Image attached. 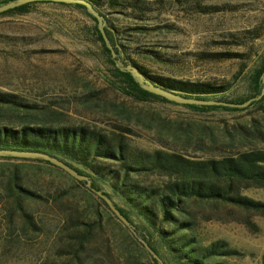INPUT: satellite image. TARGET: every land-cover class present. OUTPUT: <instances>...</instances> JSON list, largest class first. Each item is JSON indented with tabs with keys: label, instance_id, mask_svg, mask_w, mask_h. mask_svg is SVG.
<instances>
[{
	"label": "rangeland",
	"instance_id": "374dc122",
	"mask_svg": "<svg viewBox=\"0 0 264 264\" xmlns=\"http://www.w3.org/2000/svg\"><path fill=\"white\" fill-rule=\"evenodd\" d=\"M147 1L154 11L145 21L106 11L110 24L120 32L118 38L127 47V55L152 74L228 86L223 95L227 101L248 96L249 74L257 57L264 54V0ZM204 6L219 11L203 14ZM91 25L85 15L52 4L38 5L26 15L0 17V92L16 95L36 107L34 116L1 108L0 127L39 123L86 126L105 132L129 128L132 134L127 136L135 148L190 157L204 156L195 142L201 136L208 144V132L220 145L227 133L239 136L238 126L250 129L257 122L264 134V105L251 104L241 112L200 113L162 102L138 103L121 94L104 79V74L110 75L111 66L90 34ZM141 27L147 30H137ZM255 30L260 34L258 39H253ZM143 49L158 50L171 63L160 65L146 59L138 53ZM207 53L234 58L211 61L204 56ZM55 110L64 114L63 119H54L51 112ZM188 128L194 132L192 144L185 138ZM237 140V147H242L240 142L248 143L242 137ZM249 140L264 149V139L251 136ZM16 169L19 183L43 198L24 204L33 226L16 212L8 191ZM58 169L33 160L0 158V264L139 261L142 248L138 242L142 245L139 238L144 241L143 237L136 231L137 238L120 225L86 183L77 184ZM147 180L161 183L155 177ZM104 191L110 193L108 188ZM244 195L264 202L263 189H250ZM113 202L127 209L114 195ZM223 211L222 219L203 222L202 238L207 243L228 242L244 254L240 264H260L264 255V219L253 217L259 230L254 233L243 223V216ZM131 218L141 228L134 214ZM77 220L95 222L90 236ZM156 245L171 264L163 247ZM143 263L148 264L146 260Z\"/></svg>",
	"mask_w": 264,
	"mask_h": 264
},
{
	"label": "trees",
	"instance_id": "16d2710c",
	"mask_svg": "<svg viewBox=\"0 0 264 264\" xmlns=\"http://www.w3.org/2000/svg\"><path fill=\"white\" fill-rule=\"evenodd\" d=\"M14 0H0V6ZM89 3L106 22L111 25L105 28L107 37L112 46L128 65L137 67L140 72L155 86L172 92L184 98L222 102L233 105H243L251 99L261 95L263 84L261 77L264 74V54L259 55L256 64L248 78L249 94L243 100L227 101L224 94L228 86H221L207 82H192L173 77L150 73L140 66L130 55L126 54L127 47L120 44V32L110 24L109 14H120L139 21L149 19L154 9L147 0H76ZM57 5L64 9L77 11L85 15L92 23L90 34L101 46L107 64L111 66L110 75L104 74L105 81L121 94L138 103L162 102L181 106L186 109L205 113L214 111H245L241 108L224 106H192L171 103L161 97L142 90L130 74L120 72L114 64L110 50L98 29L97 20L87 13L82 5L56 4L53 2H34L1 14L0 17L12 15H26L38 5ZM106 11L109 14H106ZM203 14L216 13L219 10L203 7ZM139 31H146L141 27ZM253 32V39L260 34ZM131 37V35H130ZM120 45V46H119ZM139 55L160 65H168L171 60L162 52L154 49L139 50ZM208 55V56H207ZM206 59L223 61L233 59L234 56L221 53H207ZM264 105V97L252 103L253 106ZM14 109L17 112L34 116L36 107L19 100L18 96L0 92V109ZM54 119H63L60 111H52ZM1 115V114H0ZM27 117V116H26ZM38 118V117H37ZM120 132H105L86 126H54L51 124H28L18 128L0 127V151L38 152L47 154L64 162L80 175L88 177L97 191H101L109 198L120 213L135 227L149 247L169 264L158 249L156 243L163 247L171 259V264H240L238 261L245 256L242 252L231 247L224 240L207 243L202 238L203 222L220 219L227 215L239 214L254 233L259 230L253 223V217L264 219V202L254 200L244 192L250 189L264 190V149H259L249 138L264 139L260 125L255 122L250 129L238 126L239 136L227 133L225 142L220 145L213 133L208 132L206 139L199 136L195 144L197 150L203 151V157H190L186 154L167 151L148 152L132 146L127 134H132L129 128H120ZM186 141L192 144L194 132L191 128L185 130ZM238 137L247 139L240 142ZM55 169L57 167L43 161ZM60 170V169H58ZM61 171V170H60ZM65 174L63 171H61ZM67 175V174H66ZM68 176V175H67ZM69 177V176H68ZM155 177L160 184H151L148 178ZM18 170L14 173L12 184L9 187L12 204L16 212L27 223H31V214L24 206L26 202H39L43 198L32 190L19 183ZM83 185V182L77 181ZM108 188L110 193L104 191ZM113 195L125 204L127 209L119 207L113 202ZM105 207L107 203L100 199ZM114 215V213L112 212ZM134 214L141 221L140 226L131 218ZM98 216L100 214L98 212ZM117 219V217L114 215ZM222 219V218H221ZM120 225L125 227L119 220ZM99 224V222H97ZM95 222H82L77 225L85 228L90 236ZM75 226L76 223H74ZM127 228V227H125ZM142 231V232H141ZM137 242V241H136ZM142 258L139 261H127L128 264H158L145 250L143 244ZM144 257V259H143ZM264 264V255L261 263Z\"/></svg>",
	"mask_w": 264,
	"mask_h": 264
},
{
	"label": "water",
	"instance_id": "95a60500",
	"mask_svg": "<svg viewBox=\"0 0 264 264\" xmlns=\"http://www.w3.org/2000/svg\"><path fill=\"white\" fill-rule=\"evenodd\" d=\"M34 2H53L56 4H66V5H82L86 8L87 13L91 15L93 18L97 20L98 29L104 39L106 47L111 52V57L114 61L115 67L122 73L130 74L134 79L135 83L139 85V87L155 96L161 97L171 103H175L178 105H192V106H224V107H231V108H245L251 105L254 102L260 101L264 97V74L261 77L263 90L261 95L258 97L249 100L248 102L244 103L243 105H233L227 104L222 102H215V101H198L193 99L184 98L172 92L166 91L162 88L155 86L151 81H149L141 72L140 70L131 65H126L123 60L118 56L117 52L115 51L114 47L112 46L109 38L107 37L105 28L107 27V22L103 16H101L89 3L85 1H76V0H14L6 5L0 6V15L11 10H14L18 7L34 3ZM0 158H16V159H24V160H33V161H43L50 163L51 165L61 169L66 174H68L73 179L86 183L87 187L95 193L98 197L103 199L117 219L127 227L137 238L138 235L136 233L135 227L120 213V211L114 206L112 201L104 196L101 192L97 191L92 186V181L85 176L80 175L76 170L65 164L64 162L58 160L57 158L51 157L47 154L38 153V152H19V151H0ZM139 241L143 244L145 249L148 253L154 258L158 264H165L164 261L149 247V245L139 238Z\"/></svg>",
	"mask_w": 264,
	"mask_h": 264
}]
</instances>
